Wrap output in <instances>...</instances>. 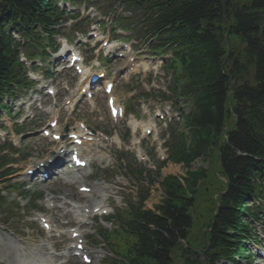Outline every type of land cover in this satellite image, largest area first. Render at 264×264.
<instances>
[{"label": "trees", "instance_id": "1", "mask_svg": "<svg viewBox=\"0 0 264 264\" xmlns=\"http://www.w3.org/2000/svg\"><path fill=\"white\" fill-rule=\"evenodd\" d=\"M171 2L176 6V15L181 13L183 23L191 26L186 30L200 32L204 22L200 36L193 41L192 71L199 82V111L194 121L195 143L186 159L204 154L208 145H217L215 140L221 138L223 125L235 117L226 132V141L217 146L219 170L227 179V187L218 198L207 232L208 246L203 250L208 260L215 255L229 258L242 251L237 238L248 231L243 210L253 190L250 178L264 176V0ZM34 3L35 0H0V28L28 16ZM224 31L238 37L244 48L239 53L231 52L222 64ZM6 47L7 39L1 33L0 78L6 66H13L5 55ZM202 177L201 171L190 172L184 187L175 177L163 180L165 197L159 215L138 214L134 228L138 238L136 262L129 264L169 263L170 251L177 241L187 239L191 226L188 210L194 204L196 186ZM259 191L255 187L254 192Z\"/></svg>", "mask_w": 264, "mask_h": 264}, {"label": "rangeland", "instance_id": "2", "mask_svg": "<svg viewBox=\"0 0 264 264\" xmlns=\"http://www.w3.org/2000/svg\"><path fill=\"white\" fill-rule=\"evenodd\" d=\"M99 4H101V3H99ZM93 6L95 8H97V9H99L102 12V14H107L108 13V12H106V10H104V6H100V5H93ZM89 21H90V19H89ZM130 84L134 88H136L138 86V80L136 78H132L131 81L129 82V84L127 85V87H124L121 92L125 93L127 88L128 89L131 88ZM103 112H106V111H105V107H104V104H103V101H102L100 103H97V105L95 104V110L91 114V116H92L91 118L102 122V120H103ZM42 148L44 150L46 149V144L44 142H41L40 144L35 145L34 148L29 150V152L32 155H34V156L41 157L42 155H44V153L42 152ZM198 162L201 165L200 160H198L196 162V164ZM193 165L195 166V163ZM203 166L206 167L205 164ZM168 173L176 174V175L181 176L183 174V169H182V167L176 165V166H168L167 168L161 170V175L162 176L164 174H168ZM148 181H149V179L147 180V182L143 181L141 184H139V187L144 189V190H147V200L145 201L144 206L146 208H152L154 206V204L159 202V200L161 198V193H160V188H159L157 183H153V184L150 185V182H148ZM125 199H130V197L129 196L125 197ZM24 212L26 213L27 210H24ZM15 213L17 215H21L22 211H18V212H15ZM256 264H261V263L259 261H257Z\"/></svg>", "mask_w": 264, "mask_h": 264}, {"label": "bare ground", "instance_id": "3", "mask_svg": "<svg viewBox=\"0 0 264 264\" xmlns=\"http://www.w3.org/2000/svg\"><path fill=\"white\" fill-rule=\"evenodd\" d=\"M46 261H49L48 259H46Z\"/></svg>", "mask_w": 264, "mask_h": 264}]
</instances>
